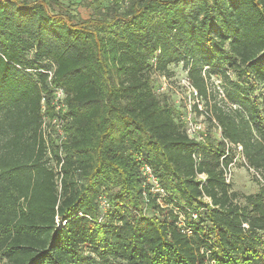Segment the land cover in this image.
Segmentation results:
<instances>
[{"label":"trees","instance_id":"16d2710c","mask_svg":"<svg viewBox=\"0 0 264 264\" xmlns=\"http://www.w3.org/2000/svg\"><path fill=\"white\" fill-rule=\"evenodd\" d=\"M111 3L83 18L0 0L1 264H264V0ZM179 61L220 137L190 136L155 93L152 66ZM55 86L59 143L43 129ZM238 145L254 193L226 180Z\"/></svg>","mask_w":264,"mask_h":264},{"label":"rangeland","instance_id":"374dc122","mask_svg":"<svg viewBox=\"0 0 264 264\" xmlns=\"http://www.w3.org/2000/svg\"><path fill=\"white\" fill-rule=\"evenodd\" d=\"M62 3L70 4V8L80 17L87 18L99 14L106 7H111L112 0H60ZM152 77V87L155 93L173 104L180 112L183 120L184 128L189 126V122L193 125L201 124L200 133L210 132L214 137H220V129L211 123L203 113H198V109L204 108L200 98L192 96L190 92V81L187 72L183 68L182 63H170L166 72H160L152 66L150 69ZM232 75V74H231ZM163 76L165 78H163ZM213 84L220 89L221 80L214 74L211 77ZM261 87L258 86L255 91L259 92ZM221 91V89H220ZM239 147L234 148L235 156L228 165L227 178L231 189L241 193H254L259 189V182H262L260 175L247 167L244 158L239 153ZM1 264V262H0Z\"/></svg>","mask_w":264,"mask_h":264},{"label":"built area","instance_id":"2783aa9c","mask_svg":"<svg viewBox=\"0 0 264 264\" xmlns=\"http://www.w3.org/2000/svg\"><path fill=\"white\" fill-rule=\"evenodd\" d=\"M163 78H165V77L163 76ZM190 92H191L192 96L197 97V92L192 85L190 88ZM41 101H42V109H44L45 98L42 97ZM51 104H53L54 109L57 112V115H54L51 119H48L47 117L44 116V118H43V129H44L45 135L49 134V133L52 134L53 136L56 137L57 142L59 143L61 139L65 138V132H64V127H63V123H64L65 119L60 116V114H64V112L66 111L65 91L62 87H60V86L53 87ZM188 122H189V126L187 128H185L187 133L190 136L199 139L202 135V133L199 132V130L201 128V124L193 125L191 123V121H188ZM58 146H59L58 153H59L60 161L57 164V171L60 172V165L63 162V158H62L61 146L60 145H58ZM237 147H239V149H241L240 145H238ZM141 171H142V175L144 176V180L151 184L150 190L152 192H158L160 197L164 196L165 192L160 187L154 173L152 172L150 165L148 163H143L141 166ZM227 171L225 172V177H226V180L228 181V178H227L228 172ZM200 176L204 177L203 174H200ZM98 200H99L101 208L103 210L106 209L108 204H107V201H106L104 195L100 194L98 196ZM160 202H162V201H160ZM56 221H58V219ZM62 222L64 223V221H62Z\"/></svg>","mask_w":264,"mask_h":264}]
</instances>
